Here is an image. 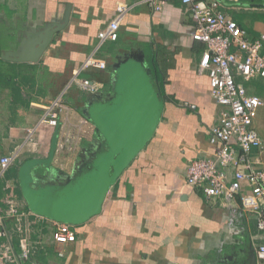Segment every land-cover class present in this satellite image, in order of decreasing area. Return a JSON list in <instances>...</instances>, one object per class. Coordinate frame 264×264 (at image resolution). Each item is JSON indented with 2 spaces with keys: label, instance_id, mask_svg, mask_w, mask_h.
I'll return each instance as SVG.
<instances>
[{
  "label": "crops",
  "instance_id": "1",
  "mask_svg": "<svg viewBox=\"0 0 264 264\" xmlns=\"http://www.w3.org/2000/svg\"><path fill=\"white\" fill-rule=\"evenodd\" d=\"M215 1L246 31L249 41L264 35V0H240L233 6ZM117 5L134 8L121 19L117 40L105 41L97 53L106 69L80 75L98 83L99 90L66 88L95 51L97 34L115 18ZM187 9L179 0H169L158 13L143 0H0V156L18 151L43 107L64 90L63 103L70 110L62 119L85 120L93 126L75 151L58 148L56 141L51 162L32 172L36 184H64L81 168L90 169L97 152L107 149L88 110L114 96L116 69L128 59L141 64L163 102L152 137L123 170L117 185L116 181L109 188L100 212L77 225L76 241L57 248L49 243L47 229L32 235L43 236L45 242L34 257L40 264H215L230 254L236 240L225 232V210L219 201L207 200L187 185L184 177L190 161L213 156L208 132L218 123L220 112L209 95L206 74L199 72L205 45L192 40ZM48 33L51 39L44 43ZM244 85L263 101L253 127L264 141V80ZM55 134L43 129L33 136L14 169L0 181V198L7 193V183L13 184L21 208L29 210L18 170L28 160L47 159ZM247 227L249 234L243 240L264 244V235L252 238L258 235L254 221Z\"/></svg>",
  "mask_w": 264,
  "mask_h": 264
},
{
  "label": "built area",
  "instance_id": "2",
  "mask_svg": "<svg viewBox=\"0 0 264 264\" xmlns=\"http://www.w3.org/2000/svg\"><path fill=\"white\" fill-rule=\"evenodd\" d=\"M169 0H143L154 12H161ZM236 5L240 0H223ZM187 6L193 23L191 38L205 45L198 67L208 79L209 95L220 107L219 121L210 128L208 140L211 158L190 161L185 182L199 190L207 200L219 201L225 210L224 228L236 240L232 254L245 246L247 224L255 223L257 236L264 235V141L253 127L263 101L250 95L245 82L264 80V35L254 41L234 20L227 17L215 0H179ZM134 5H117L115 18L97 34L98 44L68 82L86 93H96L100 85L80 75L88 70H105L106 63L97 56L105 41H116L121 19ZM64 90L43 107L36 126L26 131L18 151L0 156V181L16 166L22 149L43 129L57 134V147L75 151L88 137L93 126L83 120L69 123L62 115L69 112L63 103ZM63 120L66 123H61ZM4 189V188H3ZM5 197L0 198V264H40L35 255L44 250L43 236L48 230L54 247L76 241L78 226L60 223L21 208L15 187L7 183ZM249 234V233H247ZM241 239V240H239ZM242 246V247H241ZM241 247V248H240ZM55 248L59 256L62 254ZM256 263L264 264V244L254 245ZM218 259L216 260V262Z\"/></svg>",
  "mask_w": 264,
  "mask_h": 264
},
{
  "label": "water",
  "instance_id": "3",
  "mask_svg": "<svg viewBox=\"0 0 264 264\" xmlns=\"http://www.w3.org/2000/svg\"><path fill=\"white\" fill-rule=\"evenodd\" d=\"M49 39L48 33L44 43ZM43 47L37 49V54ZM162 110L163 102L139 62L128 59L117 67L114 96L88 110V117L107 149L97 152L90 169L81 168L64 184H36L32 172L51 162L56 147L55 134L47 159L28 160L18 170L17 181L28 209L70 225L82 224L97 215L109 188L152 137ZM242 253L243 264H257L252 242H247Z\"/></svg>",
  "mask_w": 264,
  "mask_h": 264
},
{
  "label": "flooded vegetation",
  "instance_id": "4",
  "mask_svg": "<svg viewBox=\"0 0 264 264\" xmlns=\"http://www.w3.org/2000/svg\"><path fill=\"white\" fill-rule=\"evenodd\" d=\"M242 253L240 251L232 254V256H227L223 261H217L215 264H240Z\"/></svg>",
  "mask_w": 264,
  "mask_h": 264
},
{
  "label": "rangeland",
  "instance_id": "5",
  "mask_svg": "<svg viewBox=\"0 0 264 264\" xmlns=\"http://www.w3.org/2000/svg\"><path fill=\"white\" fill-rule=\"evenodd\" d=\"M65 151H68V150H65ZM70 155H73V154H70ZM70 158H72V159H74L75 158V155L74 156H70ZM247 244V242L245 241V245ZM228 249V248H227ZM230 249V248H229ZM231 250H232V248L230 249V254H229V256H232V253H231ZM240 251V253H242V250H238V252ZM227 257V256H226ZM224 259H226V258H224V256H221V257H219L218 258V261L220 262V261H223Z\"/></svg>",
  "mask_w": 264,
  "mask_h": 264
},
{
  "label": "trees",
  "instance_id": "6",
  "mask_svg": "<svg viewBox=\"0 0 264 264\" xmlns=\"http://www.w3.org/2000/svg\"><path fill=\"white\" fill-rule=\"evenodd\" d=\"M7 174H8V173H7ZM7 174L5 175V177L7 176ZM117 183H118V181L116 182L115 185H117ZM1 192H2V184L0 183V197L2 196V193H1ZM241 247H242V246H241ZM241 247H240V248H241ZM244 248H245V246L242 247V249H244ZM242 256H243V255H242Z\"/></svg>",
  "mask_w": 264,
  "mask_h": 264
}]
</instances>
